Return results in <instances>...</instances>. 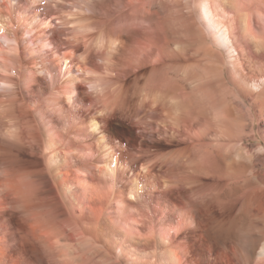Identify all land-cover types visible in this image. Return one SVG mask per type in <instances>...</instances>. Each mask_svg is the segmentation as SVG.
<instances>
[{"label": "bare ground", "instance_id": "6f19581e", "mask_svg": "<svg viewBox=\"0 0 264 264\" xmlns=\"http://www.w3.org/2000/svg\"><path fill=\"white\" fill-rule=\"evenodd\" d=\"M248 95L264 0H0V264L210 261L209 177L255 190L207 140Z\"/></svg>", "mask_w": 264, "mask_h": 264}, {"label": "rangeland", "instance_id": "374dc122", "mask_svg": "<svg viewBox=\"0 0 264 264\" xmlns=\"http://www.w3.org/2000/svg\"><path fill=\"white\" fill-rule=\"evenodd\" d=\"M224 54L227 55L225 51ZM240 104L242 105L240 116L230 124L228 131L225 129V124L219 125L221 123L218 124L214 119L217 124L214 121L213 125L218 126L214 127L216 130L213 129V134L211 133L207 141L216 145H225V147L220 145V148L219 146L213 148L221 150L218 162L220 167L222 165L223 177L228 178L226 181L233 182L235 178L240 177V184L244 186L242 189H252L255 193L251 201L241 205V210L244 207L241 211L240 204L233 205L232 200H235L236 195L242 190L229 185L230 187L227 186L224 190L221 187V191L215 181L209 177L208 182L216 185L213 187L216 189L212 200L218 206L226 204V209L223 207L215 210L220 221L211 223L212 227L208 229L205 238L197 239L194 236L188 238V242L198 252L214 255L210 261H201L200 264H252L247 263V254L258 251L264 242V110L251 95L246 97L245 104L242 102ZM227 144L231 148H227Z\"/></svg>", "mask_w": 264, "mask_h": 264}]
</instances>
